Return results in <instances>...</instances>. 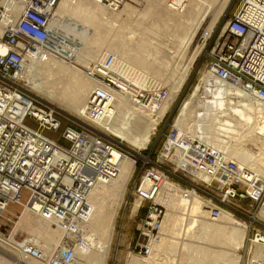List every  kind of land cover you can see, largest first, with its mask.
Wrapping results in <instances>:
<instances>
[{
  "label": "bare ground",
  "instance_id": "1",
  "mask_svg": "<svg viewBox=\"0 0 264 264\" xmlns=\"http://www.w3.org/2000/svg\"><path fill=\"white\" fill-rule=\"evenodd\" d=\"M93 1V3L91 0L61 1L59 7L54 10L50 27L54 33L55 41H60L58 39L60 34L62 43L57 44L53 50L70 62L75 61L86 65L91 62H96L94 65H97L102 63L104 58L113 56L115 59L110 65L108 73L113 76L123 91L119 92L109 88L88 75L85 77L90 80H84L73 68L74 66L62 62L63 60L57 59L50 53L54 57L52 58L49 56V52H42L38 56L29 55L23 63L21 76L27 84L31 85L29 86L32 91L44 97L58 100L59 103H63L62 105H66L84 119L92 92L95 89H100L108 96L111 104L108 116L94 126L106 131L105 133L110 136L115 135L123 142L132 144L137 150H141L149 141V136L155 134L157 126L169 112L175 97L188 78L189 71L200 56L203 46L199 42L207 40L214 32L221 12L231 0H223L220 4H216V0H151L149 8L142 14L134 11L128 5L118 12L119 4L107 9L105 6L102 8V0ZM122 1L125 2V0ZM0 4L5 9L4 19L6 22L16 21L24 7L23 0H1ZM154 11H156V15ZM122 13L141 19L143 17L146 19L154 14L158 19H154L153 25L148 29L145 28L147 31L145 29L144 31L151 34L156 42L148 41L147 35L135 34L137 29L135 31L133 29L130 32L133 34L129 38L130 44L127 41L130 50H124L121 55L118 54L119 47L112 46L111 43H107L112 46L107 49H105V41L98 40L94 43V38L100 35L97 28L104 25L102 21L107 17V23L108 18L114 19ZM66 17L76 20L77 25H66L63 20ZM139 18H137V22ZM113 21L117 22V20ZM113 21L111 22L113 23ZM92 44L96 47L92 48ZM116 44L118 45V43ZM1 51L5 52L6 49ZM180 56H185L187 63V65L185 64L186 68L182 70L183 73H179L180 78L179 75L175 76L180 79L178 80L180 83L175 77L173 78L180 85L175 81V84L179 86L176 88V85L175 90H172L174 89L172 87V91H167V98L161 103L159 111L153 114L138 105L134 100L139 89L152 87L151 84L162 87L158 83L164 82V79L161 78L164 77L161 75V70H159L160 74L158 70H154L156 73H152L149 69V62L151 60L153 63L158 61L157 66L161 62V67L163 66L165 68L163 69L167 71L169 68L166 70V67L169 63L172 60H177ZM155 66H152V69ZM164 70H162L163 74ZM47 72H55L59 76L56 80H50L46 77ZM171 75L173 74H170V77ZM151 77L159 82H154ZM203 80L206 93H213L211 101L202 104V106L199 105L203 113L197 111V104H194V100L186 101L175 121V127L180 133H186L190 139L206 146L210 140L212 146L208 147L213 152L224 154L239 168L264 182V107L241 87L222 83L210 74L205 75ZM212 82L215 84H211ZM166 84L168 83L166 82ZM194 97L192 98L194 99ZM236 97L240 101L232 100ZM249 145L255 146L258 152L250 150ZM126 156L122 159L119 177L112 182L97 185L89 194L88 204L91 207V214L83 228L87 227L86 229L92 233L91 236L100 239L101 244L99 243L100 245L98 244L99 246L94 249L92 242L86 238L83 244H78L76 260L81 263H87V260H90L88 258L93 255V260L99 264H105L106 249L109 248L127 186L136 168L135 163ZM248 191H251L250 187ZM160 202L167 208L161 239L152 244V253L148 258L143 261L135 258L132 264H156V257L163 250L170 249L173 251L176 249L186 250L191 254L188 253L189 259L196 264H242V256L239 254L242 249H250L252 260H264V244L259 240L253 239L254 246L248 248L247 245L246 247L247 224L225 210L222 211L218 219H212L205 209L210 206V203L204 202L196 192L186 198L179 187L166 181ZM232 203L234 204V202ZM138 207L139 202L137 201L133 211L137 212ZM186 209L191 216L189 219L184 214ZM9 211L10 209L6 213L10 215L8 218L11 221L12 216L15 217V215L10 214ZM22 211L20 221L10 238H6L0 233V245L13 253L16 252L22 244L15 241V235L19 230H22L29 236L38 238L33 245L36 249L41 250L39 241L44 242L42 237L44 238L47 234L38 225L42 226L43 224L49 231L51 227L48 228V225H53V223L44 220L28 208L22 209ZM262 217L264 218L263 215ZM32 227L35 228L31 230ZM193 240L198 245L194 244ZM75 241L77 242V240ZM250 242L252 241L250 240ZM41 251L43 252V250ZM43 253L47 256L52 254ZM19 258L22 264H40L34 259L25 258L24 255ZM6 263L8 264V262Z\"/></svg>",
  "mask_w": 264,
  "mask_h": 264
},
{
  "label": "built area",
  "instance_id": "2",
  "mask_svg": "<svg viewBox=\"0 0 264 264\" xmlns=\"http://www.w3.org/2000/svg\"><path fill=\"white\" fill-rule=\"evenodd\" d=\"M23 1V11L16 21H5V9L0 4V219L10 206L16 205L52 222L63 233L57 250L47 256L27 242L15 255L40 264H74L77 245L86 241L83 225L91 214L89 194L97 185L119 177L126 153L94 126L108 116L111 104L100 89L90 96L85 111L87 123L63 131L58 113L28 90L21 76L28 56L54 52L53 48L62 43L60 35V41H55L50 27L60 0ZM106 1H110L109 7L119 4V8L123 3L102 0ZM114 59L108 56L93 65L94 69H85V73L122 92L123 88L108 73ZM208 74L222 83L241 87L264 107V0H241L211 52ZM151 86L139 89L134 101L154 114L168 93L162 87ZM47 132H60V136L56 139ZM140 156L142 161L150 160ZM147 165L144 162L142 175L133 187V196L139 202L136 215L147 210L138 227L137 249L143 258L150 256L152 244L159 242L163 233L167 208L160 197L170 175L191 179L193 185L187 189H182L180 183H171L186 198L196 192L209 202L205 209L212 219H218L224 207L238 199H249L264 216V182L224 154L180 133L175 125L164 135L157 163ZM213 194L217 199L211 198ZM184 214L187 219L191 217L187 209ZM253 239L264 244V232L257 231ZM245 264H264V260Z\"/></svg>",
  "mask_w": 264,
  "mask_h": 264
},
{
  "label": "rangeland",
  "instance_id": "3",
  "mask_svg": "<svg viewBox=\"0 0 264 264\" xmlns=\"http://www.w3.org/2000/svg\"><path fill=\"white\" fill-rule=\"evenodd\" d=\"M61 1H59L57 3L55 10L59 7ZM221 1H223V0H216V4L222 3ZM91 2L93 3L94 1L91 0ZM125 2H123L120 5L118 12L122 11L124 9V7L126 5H128L134 11H137L138 13L142 14V13L146 12V10L149 8V4H150L151 0H125ZM240 4H241V0H231L229 5L221 12L220 18L218 20L219 21L218 25H217L216 29L214 30V32L210 35V37L207 40H205V41L201 40L199 42V44L201 46H203V49L200 53V56L197 58V61L195 62V64L191 68V70L189 71L188 78L185 81V83L183 84V86L181 87V90L179 91L177 96L175 97V100L173 101L169 112L166 114V116L160 122L159 126H157L158 129L155 131V134L149 136L150 139L144 145L145 146L144 149L137 150L135 147H133L132 144L127 143V142H123V140L121 138L115 137V135H113L112 133H110V134L113 136H110L107 133H105L106 131H103L104 137L114 141V143L117 146H119L126 153V155L128 156V157L126 156V158L132 160L134 163H135V160L137 161V164H135V166H136L135 173H134V175H132L133 177H131L130 182L127 186V191L125 193L126 195L124 197L123 203L121 205V209L119 211V215H118L117 220H116L114 234L111 237V242H110L109 248L106 249L107 252H106V257H105L106 261L104 262L105 264H132L133 260H135V258H137V259L139 258L140 261H143L144 259H146V258H143L139 254V249H137V245L140 242L138 227H139L140 221L142 219H144V217L146 216L147 210L143 209L137 215H135L137 212H134L133 210H134L135 206L137 205V202H136L135 197L133 196V187H134L135 183L137 182V180L142 175V166L144 165V162L147 163L148 164L147 166H150V167L152 165H154L155 163H157V154H158L159 150L161 149L163 139H164V135L170 130V128L172 126L175 125V121H176V119L180 113V110H181V107L183 106V104L186 101H189L190 99H192V100H194L193 101L194 104L195 105L197 104V111L199 113H203L202 108H201L202 104H206L207 102L211 101V99L213 97V95H212L213 93H210V92H207L208 94L206 93V90H204L205 84H204V80H203L205 75L208 74V64L210 62L211 52L213 51V49L216 47L217 43L219 42V39H220L221 35L223 34V31L225 29L227 22L232 18V16L239 9ZM109 5H110V1H108V2L106 1V2H103L101 4L102 8L106 7L107 9L110 8ZM156 11H154L155 15H156ZM155 17L156 16H154V14H152V16L146 17V19H144L145 17H143L141 19L137 16H129L126 13H122L121 15L117 16L114 19L108 18L109 21L107 20L108 21L107 23H106V19H107V17H106L104 19L105 22L102 21L104 23V25L102 24V26L100 25L101 27L99 26L97 28L100 32V35H98L96 38H94V43L98 42V40H102V41L106 42V44H105L106 48L105 49L112 47V46L119 47L118 48V54L121 55L122 52H124V50H130V48H129L130 45L129 46L127 45V41H128V44H130L129 38H130V36L133 35V34H130V32H132L133 29H134V31L137 29V31H135V34L137 33V35H140V36L147 35L148 41L155 43L156 41L153 39L152 35L149 34L148 32H146L148 27H151L153 25L152 23L154 22V19H156V20L158 19L157 17L156 18ZM137 18H139L140 22L139 21L137 22ZM63 20L66 23V25H68V24L77 25V23H78L76 20H73L70 17H66ZM113 20H117V22L113 21ZM111 21H113V23ZM132 23H133V25H132ZM140 23H141V25H140ZM141 26H142V28H141ZM136 27H138V28H136ZM145 28H147V29H145ZM144 29L146 31H144ZM90 30L92 31L91 28H90ZM76 42L78 43V41H76ZM107 43H109V44L111 43L112 46H110ZM116 43H118V45ZM91 46H93L92 48L96 47V45H94V44H92ZM120 46H123L124 49L120 48ZM77 47H79V46L77 45ZM121 50H123V51H121ZM50 53H52L57 59L63 60L62 62H65V63L69 64L70 66H74L73 68L77 70V72L81 75V77L84 80H90V79L86 78L87 74L85 73V69H88V68L91 69L92 66L96 62H91L88 65L81 64V63L75 62V61L70 62L69 60L64 59L61 56V54H59L57 52H49V56H51ZM111 55H113V54H111ZM180 57L175 61L172 60V62H170L172 64L169 63L170 66L168 65L169 67L168 66L166 67V70H167V68H169V70H167V71L164 70L165 68L163 66L161 67V65H160L161 62H159V66H157L158 61L157 62L154 61V63H153L152 62L153 60H151V62H149L150 63L149 69L152 73L153 72L156 73V71L158 70V72L160 74L159 70H161V72H162L161 75L164 77H161V76L160 77L162 79H164L163 80L165 82V83L163 82L164 84L163 83L160 84L161 82H159L156 79H155L156 81L153 80L152 77H151V79L156 83L159 82L158 84L160 86H162L165 89V91L169 92L172 89V87L174 88L172 90H175V86L177 85L176 86V88H177L180 85L179 84L180 81H178V80H180L179 78L181 75L179 73L182 74L183 73L182 70H184V68H186L185 64L187 65L186 60H185V56L184 57L180 56ZM52 58H54V57H52ZM151 65L152 66L156 65V66L153 67V69H152ZM155 68H157V69H155ZM154 70H156V71H154ZM162 70L165 71L164 72L165 75L163 74ZM170 74H173V75H171V77H170ZM85 75H86V77H85ZM178 75H179V78H176L175 76H178ZM58 76L59 75H57L55 72H49V73L47 72V75H46V77H48V79H50V80H56ZM174 77H175V79H177V81L179 83L175 79H173ZM171 80H173V81H171ZM175 81L179 85L175 84L176 83ZM166 82L168 84H166ZM211 84H215V83L212 82ZM29 85L30 84L27 85L28 90L31 92V94L38 101H40L42 104L54 109L58 113V117H59L60 121L62 122V131L66 128H69V127L80 126V125H84L85 123H87V122H85L84 118H81L72 109H70L66 105H62L63 103L61 104V102L59 103V101L56 99L54 100V98L44 97L43 95L32 91V89L30 87L31 85L30 86ZM192 97H194V99ZM232 100L234 102L240 101L239 99L237 100V97L232 98ZM199 105H201V106H199ZM47 135H49L50 137L58 139L60 136V132H47ZM61 143L65 146H68V143L65 142L64 140H61ZM207 146H212V143L210 140L208 141ZM248 147L250 150H252L254 152H258V150L255 146L249 145ZM140 154H142L143 156H148V158L150 160H148V161L147 160L146 161L140 160L142 158L140 156ZM169 181L174 182V183H178V184L180 183L179 185L181 186L182 189L191 188L193 185V182L191 181V179L182 178L181 176L170 175ZM211 198L217 199V195L213 194L211 196ZM231 204H233V203H231ZM231 204L226 205L224 207V210L230 212L232 215L235 216V218H237L241 222L247 224L248 234H247L246 247L248 245V248H251L252 246H254L253 241L250 242V240L253 238V235L259 230H262L264 232V219L259 214L258 207L254 203H252L249 199H243V200L238 199V200L234 201L233 205H231ZM235 204H237L238 206H236ZM9 209H10L9 213L14 214L15 217H13L11 215L12 219L10 221L9 220L10 218H8V216L10 217V215L9 214L7 215V213H6L4 218L0 219V233H2L4 236H6V238H10L12 232L17 227V224L20 221V217L23 214L22 209H24V207H18L16 205H12V206H10ZM40 225H38V226L42 227V231H44L47 235H45L44 238L42 237V240L44 242L39 241L41 244L38 242L39 248L41 245L40 249L43 250V252H46V253L49 252V255H50L52 252L57 250L56 248L59 247V243L62 242L63 233L61 232L59 227L57 228V226L56 225L54 226V224L48 225V228L51 227V228H49V231H48L47 227H44L43 224H42V226H40ZM52 226H54V227H52ZM34 228L35 227H32L31 230H33ZM36 228H38V227H36ZM86 228L85 229L83 228V230L85 231V233H84L85 238L92 242V246L95 249V248H97V246H99L101 244V242H99L100 239L93 238L91 236V234H92L91 231L89 229H86ZM22 232H23V234H22ZM36 240H38V238H34L33 236H29L26 232H24L22 230H19L17 232V234L15 235V241H18V243L21 242V244L27 243V242H30L31 244H33V243H36ZM193 241H194V244H197L195 242V240H193ZM77 248H79V245H77ZM249 250L250 249H242L240 251L239 254L242 256V264H245L248 261L252 260L251 259L252 257L249 253ZM75 251H76V249H75ZM185 252L187 253L186 250H181V249H176V251H173L171 249L170 250H163V252H161V254H159L156 257L155 262H156V264H196L195 262H192L189 259L191 254L188 252L190 254L188 256V253L186 254ZM92 256H90L88 258L90 260H87V263L86 262L81 263L79 260L78 261L76 260L74 264H99L96 260L92 259ZM19 259L20 258L17 255H15L13 252L9 251L8 249H6L0 245V264H7L6 262H8V264H22V263H20Z\"/></svg>",
  "mask_w": 264,
  "mask_h": 264
}]
</instances>
